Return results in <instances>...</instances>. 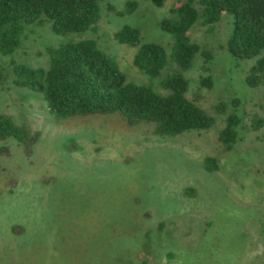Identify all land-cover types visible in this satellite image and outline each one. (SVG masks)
Segmentation results:
<instances>
[{
  "label": "rangeland",
  "instance_id": "rangeland-1",
  "mask_svg": "<svg viewBox=\"0 0 264 264\" xmlns=\"http://www.w3.org/2000/svg\"><path fill=\"white\" fill-rule=\"evenodd\" d=\"M182 1L101 0L88 28L59 35L44 19L25 28L12 53H0V114L31 139L0 142L8 147L0 264H264V84L244 81L264 50L248 59L228 53L230 15L198 20L188 32L199 50L182 74L185 96L211 118L205 129L157 136L116 116L61 119L11 81V62L46 68V47L90 39L128 81L165 93L158 81L177 66L159 23ZM123 26L164 50L157 78L133 64L138 44L116 39ZM230 116L237 122L226 147Z\"/></svg>",
  "mask_w": 264,
  "mask_h": 264
},
{
  "label": "trees",
  "instance_id": "trees-1",
  "mask_svg": "<svg viewBox=\"0 0 264 264\" xmlns=\"http://www.w3.org/2000/svg\"><path fill=\"white\" fill-rule=\"evenodd\" d=\"M100 1L0 0V53H12L25 28L44 19L50 22L52 32L59 35L88 28L97 19ZM149 1L160 7L164 0ZM197 2L200 12L190 0H185L160 20L159 27L171 37L169 57L177 66L176 71L158 81L165 93L128 81L116 63L90 39L46 47V68L11 62L12 84L38 94L47 111L61 119L116 116L126 126L149 125L157 136H176L184 131L208 128L211 118L185 96L188 85L182 74L190 68L199 50L188 32L198 20L211 24L226 13L231 16L226 40L228 53L236 59L254 57L264 50V0ZM115 37L119 42L138 44L133 64L150 79L159 76L165 62L161 46L139 43L137 30L129 26L121 27ZM244 81L252 87L264 84V55L249 68ZM236 122L234 116L227 119L222 132L226 147L234 139L232 127ZM5 140L22 145L31 139L23 127L0 114V142ZM6 153L8 147L0 145V160ZM115 218L120 219L114 215L111 220Z\"/></svg>",
  "mask_w": 264,
  "mask_h": 264
}]
</instances>
